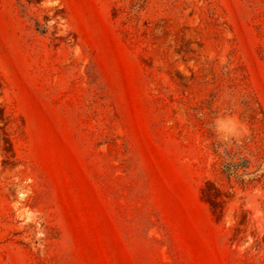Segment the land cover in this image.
<instances>
[{
  "label": "rangeland",
  "instance_id": "1",
  "mask_svg": "<svg viewBox=\"0 0 264 264\" xmlns=\"http://www.w3.org/2000/svg\"><path fill=\"white\" fill-rule=\"evenodd\" d=\"M0 264H264V0H0Z\"/></svg>",
  "mask_w": 264,
  "mask_h": 264
}]
</instances>
